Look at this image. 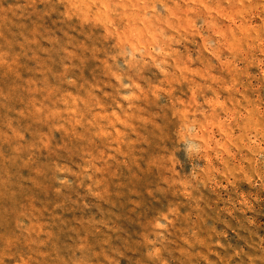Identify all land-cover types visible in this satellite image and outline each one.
Listing matches in <instances>:
<instances>
[{"label":"rangeland","instance_id":"obj_1","mask_svg":"<svg viewBox=\"0 0 264 264\" xmlns=\"http://www.w3.org/2000/svg\"><path fill=\"white\" fill-rule=\"evenodd\" d=\"M0 264H264V0H0Z\"/></svg>","mask_w":264,"mask_h":264}]
</instances>
